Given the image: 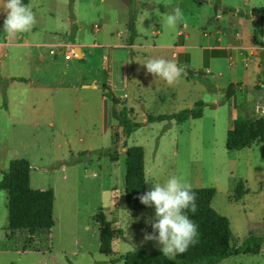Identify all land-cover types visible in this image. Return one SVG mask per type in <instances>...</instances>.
<instances>
[{
	"label": "rangeland",
	"instance_id": "1",
	"mask_svg": "<svg viewBox=\"0 0 264 264\" xmlns=\"http://www.w3.org/2000/svg\"><path fill=\"white\" fill-rule=\"evenodd\" d=\"M219 1L242 5V0ZM143 3L156 2L29 0L37 23L29 32L8 37V42L28 44H9L4 55L0 52V178L11 159L25 158L30 163V187L51 188L54 203L48 231L10 230L7 192L0 190V264H124L121 257L134 248L160 250L155 241L144 240L145 232H153L146 220L155 219L154 207L134 210L126 205L124 141L143 148L145 179L164 184L177 176L191 188L214 187L212 206L228 219L236 246L250 235L263 238L258 253L232 255L217 264H264V137L240 150L225 147L232 118L242 117L233 113V101L226 96L227 61L212 59L208 72H201L200 47L215 43L216 27H222L221 33L224 27L233 32V18L223 14L217 20L219 9H197L194 0H159L162 7L157 3L151 8ZM176 6L184 20L169 29L164 18ZM130 14L137 15L136 47L129 45L126 31ZM177 31L185 35L189 61L173 46ZM56 41L99 46L84 45L82 58L64 59L50 55L54 46L31 44ZM161 57L184 69L172 86L148 74L142 64ZM52 59L57 63L51 64ZM112 97L119 99V111L124 108L139 123L127 138L113 114ZM199 100L204 102L199 118L148 121L150 115L193 108ZM114 140L117 160L99 153L112 149ZM238 180L246 192L235 199ZM151 186L145 183V191ZM99 212L121 232L109 254L99 251L94 219Z\"/></svg>",
	"mask_w": 264,
	"mask_h": 264
},
{
	"label": "trees",
	"instance_id": "2",
	"mask_svg": "<svg viewBox=\"0 0 264 264\" xmlns=\"http://www.w3.org/2000/svg\"><path fill=\"white\" fill-rule=\"evenodd\" d=\"M22 3L28 5L29 0H22ZM255 13L264 14V8H253L250 13L238 11L239 15L245 17H250ZM127 27L130 35L134 36L133 16ZM234 88L235 84L228 85L226 89L228 98L233 94ZM104 94L107 95V92ZM112 102L114 104L113 114L121 120L122 135L127 138L139 126V123L131 120L124 108L117 113L115 109V105L119 102L117 98L112 97ZM203 105L204 102L199 100L195 102L193 108H185L171 114L150 115L148 121L173 119L176 122H183L189 117L199 118L202 115ZM261 137H264V115L233 118L226 131L225 147L228 150H240ZM116 144L117 140H114L112 149L99 151V153H105L112 160H117ZM123 144L125 145L124 193L126 205L129 209H143L145 205L141 204L138 199L145 192L143 148L139 145L127 146L126 141ZM29 170L30 163L27 159L15 158L9 161L6 171H1L0 190L7 192V227L10 230L27 229L31 233L36 230L48 231L53 225L54 193L51 188L34 189L30 187ZM191 190L196 194L198 210L195 214L188 212L187 215L198 226V242L189 246L185 253L177 255L175 260L166 259L157 249L132 250L121 257L124 264H217L232 255L259 252L263 241L262 237L250 235L238 246L232 242L228 219L212 206V199L216 193L214 187L191 188ZM245 192L243 181L238 180L233 197L240 199ZM94 219L99 228V251L109 254L113 239L121 235V232L112 227V223L106 220L101 212L95 214ZM116 260L117 258H114L111 261Z\"/></svg>",
	"mask_w": 264,
	"mask_h": 264
},
{
	"label": "crops",
	"instance_id": "3",
	"mask_svg": "<svg viewBox=\"0 0 264 264\" xmlns=\"http://www.w3.org/2000/svg\"><path fill=\"white\" fill-rule=\"evenodd\" d=\"M197 6V9H200L203 5L208 7V9L217 10L215 12L216 19L219 20L223 14L229 15L233 18L234 26L233 32L226 31L224 27V31L221 33L222 27H216L214 29V36H215V43L213 45H208V48H201L202 51V64L203 70L202 73H207L210 66L211 60L216 58H224L227 61V87L229 84H235V88L233 94L229 97L233 101L232 111L233 113L241 114L242 117L245 118L247 116H263L264 115V21L260 18L255 17V14H252L250 17H245L238 14L239 10L244 12H249L253 8L263 7L264 8V0H258L256 3H252V0H242V5H224L219 0H194ZM146 7L153 6L157 3H143ZM142 4V5H143ZM159 4V3H158ZM216 4H220V7H217ZM160 5V4H159ZM252 7H249V6ZM161 6V5H160ZM162 7V6H161ZM151 8V7H149ZM207 9V8H206ZM207 12V11H206ZM134 17V28H135V35L131 36L129 45L136 47L137 44L134 42V38L137 36V30L135 26V20H137V15H129V19L126 23V31L128 32L127 24L131 17ZM202 17V16H201ZM209 14L204 16L203 21H207L209 19ZM76 19L74 18L72 22H75ZM1 31V29H0ZM158 31V28L156 29ZM130 33V31H129ZM177 41L173 46L177 49L178 54L183 55L181 56L182 59L189 61V53L186 52V49L189 48L184 43V33L181 31H177ZM20 35H18L19 37ZM9 35L4 31L0 32V57L1 54L4 55V48L9 45L13 44L8 42ZM138 37V36H137ZM15 44H28L27 42H16ZM30 44V43H29ZM35 47H40L42 45L54 46L56 47V54H59V45L63 44L61 41L51 42L49 44L44 42H35L31 43ZM87 45L90 47L99 46V44L92 42V43H79L72 41L71 46H78L80 49L81 56L79 57H71L73 59H79L84 56V52L82 51V46ZM172 46V45H169ZM52 50V49H51ZM50 52V51H49ZM55 58V54H51ZM173 55H176L173 52ZM188 58H187V56ZM63 56V55H62ZM42 56L39 57L41 59ZM69 58V59H71ZM65 59V58H64ZM1 58H0V66H1ZM51 64H56L57 61L52 59L50 61ZM219 64V63H218ZM71 66L77 70H80V67L71 64ZM70 65L67 67L69 68ZM82 69V68H81ZM105 71V68H104ZM110 73L106 71V75L109 76ZM222 75L224 73H221ZM106 76V77H107ZM83 77V76H82ZM81 77V81L84 79ZM108 78V77H107ZM14 81V80H13ZM79 84V83H78ZM76 87H83V85ZM96 84V83H94ZM107 87V83L103 85ZM103 87V88H104ZM219 89H221L220 85H216ZM76 88V89H77ZM106 89V88H105ZM107 89H109L107 87ZM80 90V89H79ZM104 96V94H103ZM228 98V97H227ZM119 100V99H118ZM122 100V99H120ZM262 100V102H260ZM113 103V102H112ZM255 104V105H254ZM261 106V109H259ZM233 119V118H232Z\"/></svg>",
	"mask_w": 264,
	"mask_h": 264
},
{
	"label": "clouds",
	"instance_id": "4",
	"mask_svg": "<svg viewBox=\"0 0 264 264\" xmlns=\"http://www.w3.org/2000/svg\"><path fill=\"white\" fill-rule=\"evenodd\" d=\"M0 15L4 16L3 30L9 36L29 32L37 23L31 7L22 0H0ZM183 20L182 9L176 6L166 14L164 24L169 29H175ZM142 64L148 74L163 79L169 86L184 74L183 67L177 62L162 57L151 58ZM149 182L151 188L138 197L141 204L154 207L155 219L146 220L153 232H145L144 240L155 241L166 259L175 260L177 255L185 253L189 246L198 242V226L187 215L198 210L196 194L181 177L172 176L164 184L153 183L151 177L146 178L145 183Z\"/></svg>",
	"mask_w": 264,
	"mask_h": 264
},
{
	"label": "built area",
	"instance_id": "5",
	"mask_svg": "<svg viewBox=\"0 0 264 264\" xmlns=\"http://www.w3.org/2000/svg\"><path fill=\"white\" fill-rule=\"evenodd\" d=\"M59 54H62L65 59L71 57H77V53L74 51V46L61 44L59 45ZM51 54H56V50H50Z\"/></svg>",
	"mask_w": 264,
	"mask_h": 264
},
{
	"label": "water",
	"instance_id": "6",
	"mask_svg": "<svg viewBox=\"0 0 264 264\" xmlns=\"http://www.w3.org/2000/svg\"><path fill=\"white\" fill-rule=\"evenodd\" d=\"M3 17H4L3 15H0V20H1ZM255 17L260 18L261 20L264 21V14H255ZM74 51L78 54L79 57L81 56V54H80V49H79L78 46H75V47H74ZM260 102H262V100H260ZM115 109H116L117 113H119V106H118V105H115ZM259 109H261V106H259Z\"/></svg>",
	"mask_w": 264,
	"mask_h": 264
}]
</instances>
